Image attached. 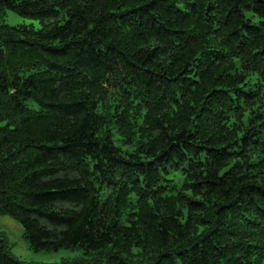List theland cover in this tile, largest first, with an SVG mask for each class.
<instances>
[{
	"label": "trees",
	"instance_id": "obj_1",
	"mask_svg": "<svg viewBox=\"0 0 264 264\" xmlns=\"http://www.w3.org/2000/svg\"><path fill=\"white\" fill-rule=\"evenodd\" d=\"M6 10L39 23H0V213L32 250L264 264V0Z\"/></svg>",
	"mask_w": 264,
	"mask_h": 264
},
{
	"label": "rangeland",
	"instance_id": "obj_2",
	"mask_svg": "<svg viewBox=\"0 0 264 264\" xmlns=\"http://www.w3.org/2000/svg\"><path fill=\"white\" fill-rule=\"evenodd\" d=\"M0 23L9 25L33 24L35 27H39L37 20L20 16L11 10L0 12ZM0 236L6 240L9 253L26 264H59L62 261L78 259L88 261L87 255L79 248H62L57 251L32 250L29 240L24 236V229L20 222L5 213H0Z\"/></svg>",
	"mask_w": 264,
	"mask_h": 264
}]
</instances>
